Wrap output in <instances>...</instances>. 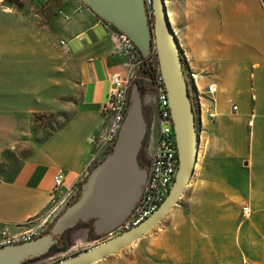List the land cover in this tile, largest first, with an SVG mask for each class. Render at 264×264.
I'll return each instance as SVG.
<instances>
[{"label": "crops", "instance_id": "1", "mask_svg": "<svg viewBox=\"0 0 264 264\" xmlns=\"http://www.w3.org/2000/svg\"><path fill=\"white\" fill-rule=\"evenodd\" d=\"M46 1L39 38L49 42L48 50L46 44L34 48L26 28L16 32L15 21L26 26L30 18L0 17V231L7 227L12 234L38 214L50 224L107 154L100 141L108 125L103 106L111 74L127 61L118 30L79 0ZM166 4L199 87L217 85V115L203 117L198 127L194 175L154 233L157 240L140 243L153 245L155 264H264V8L260 0ZM57 50L67 60L48 65ZM145 81L142 106L151 138L141 157L150 162L158 145L157 102ZM73 91L79 92L76 107L47 132L36 114L69 111L63 96ZM58 172L64 182L54 190Z\"/></svg>", "mask_w": 264, "mask_h": 264}, {"label": "water", "instance_id": "2", "mask_svg": "<svg viewBox=\"0 0 264 264\" xmlns=\"http://www.w3.org/2000/svg\"><path fill=\"white\" fill-rule=\"evenodd\" d=\"M79 1L127 36L144 58L155 49L169 99L179 164L168 196L146 220L49 264H94L144 237L178 205L194 175L199 154L197 111L166 0H153L152 23L144 0ZM142 105V90L138 83H132L129 105L116 142L111 152L91 169L81 183L77 200L57 216L46 234L1 248L0 264H23L26 260L47 255L64 233L76 230L81 222L93 221L95 233L99 236L113 234L132 213L141 197L150 165V162L148 167L141 163L142 149L149 133Z\"/></svg>", "mask_w": 264, "mask_h": 264}, {"label": "built area", "instance_id": "3", "mask_svg": "<svg viewBox=\"0 0 264 264\" xmlns=\"http://www.w3.org/2000/svg\"><path fill=\"white\" fill-rule=\"evenodd\" d=\"M144 1L148 19L152 23L153 0ZM260 2L264 8V0H260ZM118 34L124 46L127 61L122 65L121 70L112 73L110 76L112 87L103 106L108 125L106 131L100 137L105 152L111 151L116 142L129 105L130 88L133 81L137 78V72L144 58L136 45L127 36L120 32ZM61 44L65 45V42L61 41ZM147 58H152L154 61L155 70L150 81L155 94L154 98L157 102L155 128L158 145L148 167V175L141 197L132 213L116 228L115 235L138 226L160 207L171 190L179 164L169 99L164 86L163 76L157 64L155 49ZM185 74L191 85V95L195 102L197 123L198 127H200L203 124V117L207 120L216 118L217 114L213 103L217 85L210 83L204 89H201L197 82V75L191 73L188 68H185ZM203 100H209L211 105H204ZM236 108L234 105L233 110H236ZM63 182L64 174L63 172H58L54 177V190L61 189ZM249 213V207H244L243 215L248 216ZM48 224L46 217L38 214L28 219L25 229L21 232L12 234L8 228L4 227L0 231V249L4 246L21 244L38 238L46 232L49 227Z\"/></svg>", "mask_w": 264, "mask_h": 264}, {"label": "rangeland", "instance_id": "4", "mask_svg": "<svg viewBox=\"0 0 264 264\" xmlns=\"http://www.w3.org/2000/svg\"><path fill=\"white\" fill-rule=\"evenodd\" d=\"M38 1H40L42 3L41 7L39 6ZM21 2H22V5L17 6L15 4H11L10 2H7L6 0H3V1L0 0V17H27L28 19L30 18L29 19V20H31L30 25H26V26L18 24L15 21L16 32H24V31H22V28H26L27 30L25 29V34H27L28 36L29 35L31 36V40L35 45L34 48L38 49L37 48L38 46H40L42 44H46L47 50L50 49L49 48V42L47 40L39 38V32L41 31V29H43L42 28V27H44L43 24L46 23V20L44 17H47V12H48L47 8H45L47 1L46 0H21ZM23 6H27V8L20 9V7H23ZM41 12H42V14H41ZM28 27H30V28H28ZM46 32H48V31H46ZM48 33H50V32H48ZM50 56H51V59H50V62H48V65H52V66H54L56 63L57 64L61 63V62L65 63V61L67 60V56L61 50L53 51L50 54ZM183 58H184V56H183ZM184 65H185V68H188L190 70V72L193 73L191 67L189 66V64L187 63L185 58H184ZM46 75L48 77L47 82H49V83L52 82L51 76H53L54 74L51 73V74H46ZM144 78H145L144 75H142L140 73V71H138L136 79H140V81L142 82V85H143L142 90L147 89V86L145 84L146 81ZM78 98H79V92L78 91H73L72 95L63 96V101L66 102L65 106L68 108L69 111H65L66 109H64V111H61L63 113H60V112L57 113L56 111H50V112L43 113V114H36V116H39V118L41 120H43L41 122V124L46 125L45 128H46L47 132L52 130V129L59 127L61 124L64 123V121L68 118L67 113H70L71 109L76 107V105L78 103V101H77ZM65 106H64V108H65ZM52 107L53 106H48V108H52ZM150 138H151V134H150V130H149L143 151H144V149H146L148 147V144L150 142ZM245 147H248V143L245 144ZM110 152L111 151L107 152V154H109ZM99 162H97L96 164H98ZM143 163H144V165H148L149 162L148 161L146 162L144 160ZM79 193H80V186H79L78 191H76L75 196L73 195L74 199H71L68 202L67 206L71 205L72 203L75 202V200L79 197ZM56 218L57 217H55V219ZM55 219L50 224H48L49 227L47 228V230H50ZM176 219H177V222L179 224H182V220H181L182 218H176ZM163 223H164V221H162V223H159L158 225H156L150 232H148L141 239L137 240L136 242H134V243L126 246L125 248L121 249L117 253L110 255L106 259L99 261L98 263H95V264H137V263H139V264H155V263H157L159 258H157V257L153 258L150 255L151 254L150 248L153 245L151 243H148V245H146L144 247L141 245L140 242L141 241L155 240L156 238L154 236V233L156 231H159V229L161 228ZM114 235H115L114 233L104 235V236L99 237L97 240L92 241L90 238L89 229L86 226H80L76 230H73L67 234V237H66L67 249L66 250L60 251V252H58L52 256L45 257V258L40 259V260H35L31 264H49V263H52V262L57 261L63 257H67L70 255L79 253V252L91 247L92 245H94L98 242H101L107 238H110ZM148 254H149V257H147Z\"/></svg>", "mask_w": 264, "mask_h": 264}, {"label": "trees", "instance_id": "5", "mask_svg": "<svg viewBox=\"0 0 264 264\" xmlns=\"http://www.w3.org/2000/svg\"><path fill=\"white\" fill-rule=\"evenodd\" d=\"M7 2H10L11 4H15V5H17V6H21L22 5V2H21V0H6ZM154 61H153V59L152 58H147V59H145V58H143V61H142V63H141V66H140V69H139V71H140V73L142 74V75H144V79L146 80H151L152 79V77H153V74H154ZM133 83H138V85H139V87H140V89L142 90V88H143V85H142V82L140 81V79H135L134 81H133ZM150 84H151V82H150ZM151 87H152V84H151ZM36 119L37 120H40V118H39V116H36ZM77 200V199H76ZM75 200V201H76ZM79 226H86L87 228H89L90 229V238L92 239V240H94V239H98L99 237H101V236H99V235H97L96 233H95V230H94V226H93V221H90V222H87V223H84V222H81L80 224H79ZM49 230H47L45 233H47ZM44 233V234H45ZM69 233V231H67L66 232V234H65V236H61L60 238H59V242L57 243V244H55L52 248H51V250H50V252L47 254V255H45V256H42V257H36V258H32V259H29V260H26L23 264H31L33 261H35V260H40V259H43V258H45V257H49V256H52V255H54V254H56V253H58V252H60V251H64V250H66L67 249V241H66V237H67V234Z\"/></svg>", "mask_w": 264, "mask_h": 264}, {"label": "flooded vegetation", "instance_id": "6", "mask_svg": "<svg viewBox=\"0 0 264 264\" xmlns=\"http://www.w3.org/2000/svg\"><path fill=\"white\" fill-rule=\"evenodd\" d=\"M149 82H151L150 80H148ZM144 145H145V143H144ZM143 148H144V146H143ZM143 150V149H142ZM143 165H144V163L143 162H141ZM146 167H148L147 165H146ZM65 234L66 233H64L62 236H65Z\"/></svg>", "mask_w": 264, "mask_h": 264}]
</instances>
